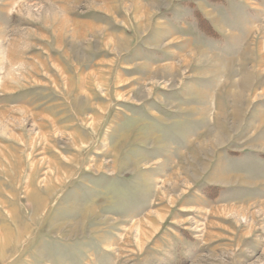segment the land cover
Listing matches in <instances>:
<instances>
[{
	"label": "rangeland",
	"instance_id": "obj_1",
	"mask_svg": "<svg viewBox=\"0 0 264 264\" xmlns=\"http://www.w3.org/2000/svg\"><path fill=\"white\" fill-rule=\"evenodd\" d=\"M2 232L0 264H264V0H0Z\"/></svg>",
	"mask_w": 264,
	"mask_h": 264
},
{
	"label": "bare ground",
	"instance_id": "obj_2",
	"mask_svg": "<svg viewBox=\"0 0 264 264\" xmlns=\"http://www.w3.org/2000/svg\"><path fill=\"white\" fill-rule=\"evenodd\" d=\"M175 189V188H174ZM173 189V190H174ZM233 214H235V216L237 215H244L247 213H244L245 210H236L234 208H232L230 210ZM228 212V211H227ZM229 212V213H231ZM263 213V212H262ZM234 216V217H235ZM252 216V215H251ZM151 217V216H150ZM253 220V217H252ZM247 221V220H246ZM249 223V222H248ZM254 224V223H253ZM251 225V224H250ZM255 226V225H254ZM253 228V227H252ZM139 230H137L138 232H140V235L145 236V230L140 226L138 227ZM246 231V230H245ZM244 231V232H245ZM242 232V231H241ZM249 232V231H247ZM251 232V231H250ZM251 235V233H250ZM240 237V236H239ZM252 239V238H251ZM240 240V239H239ZM226 241V240H225ZM139 242V241H138ZM222 242V241H221ZM140 243V242H139ZM143 243V242H142ZM248 243V242H247ZM246 243V244H247ZM32 244V240L28 237H26L22 232H18L14 235H6L4 232L0 233V260L3 259V257H5L4 255L6 254V252H8L10 250V252H12L13 250H16V248H18L19 246H23L26 247ZM245 244V245H246ZM140 247V246H139ZM22 249V248H21ZM223 249V248H222ZM235 253V252H234ZM234 256V255H232ZM236 257V256H235ZM229 258V257H228ZM14 261V260H13ZM235 264V263H234Z\"/></svg>",
	"mask_w": 264,
	"mask_h": 264
}]
</instances>
